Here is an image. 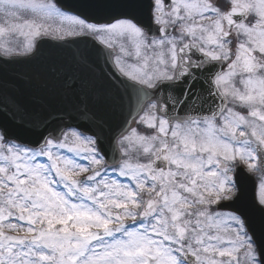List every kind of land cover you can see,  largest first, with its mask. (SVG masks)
<instances>
[{
  "label": "snow or ice",
  "instance_id": "obj_1",
  "mask_svg": "<svg viewBox=\"0 0 264 264\" xmlns=\"http://www.w3.org/2000/svg\"><path fill=\"white\" fill-rule=\"evenodd\" d=\"M0 264H264V0H0Z\"/></svg>",
  "mask_w": 264,
  "mask_h": 264
},
{
  "label": "water",
  "instance_id": "obj_2",
  "mask_svg": "<svg viewBox=\"0 0 264 264\" xmlns=\"http://www.w3.org/2000/svg\"><path fill=\"white\" fill-rule=\"evenodd\" d=\"M50 43H56L55 41H49ZM256 190V180L254 177H246L243 181L242 195L240 201L237 202L236 207L247 212L251 218L253 226L259 231L262 225L261 217L259 213L255 212L252 208L253 197Z\"/></svg>",
  "mask_w": 264,
  "mask_h": 264
}]
</instances>
